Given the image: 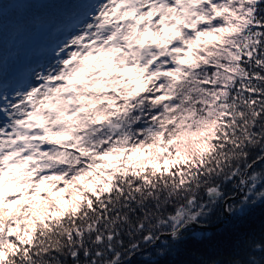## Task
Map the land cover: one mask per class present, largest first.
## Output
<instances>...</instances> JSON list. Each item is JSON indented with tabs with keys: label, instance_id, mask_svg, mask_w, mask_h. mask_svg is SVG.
<instances>
[{
	"label": "snow or ice",
	"instance_id": "1",
	"mask_svg": "<svg viewBox=\"0 0 264 264\" xmlns=\"http://www.w3.org/2000/svg\"><path fill=\"white\" fill-rule=\"evenodd\" d=\"M62 2L47 69L0 76V264H124L264 205V0ZM219 260L264 264V228Z\"/></svg>",
	"mask_w": 264,
	"mask_h": 264
},
{
	"label": "trees",
	"instance_id": "2",
	"mask_svg": "<svg viewBox=\"0 0 264 264\" xmlns=\"http://www.w3.org/2000/svg\"><path fill=\"white\" fill-rule=\"evenodd\" d=\"M222 209L217 205L215 211L206 223L212 224ZM246 219L239 220L236 214L232 215L230 222L215 230H199L190 228L185 230L183 238L176 244L169 245L163 254L156 249L163 247L159 242L138 252L124 264H209L210 261L231 251L233 239L243 224L255 229L257 233L264 228V205H256L246 209ZM217 264H224L223 260Z\"/></svg>",
	"mask_w": 264,
	"mask_h": 264
},
{
	"label": "rangeland",
	"instance_id": "3",
	"mask_svg": "<svg viewBox=\"0 0 264 264\" xmlns=\"http://www.w3.org/2000/svg\"><path fill=\"white\" fill-rule=\"evenodd\" d=\"M0 3H3V12L8 11L7 14L18 15L20 10H22L24 12V16L31 18L35 15H40V10L49 12L50 15L56 14L57 17H61L67 7V3L62 2V0H0ZM14 11L15 14H13ZM21 20H23V16H21ZM13 57H9L7 62H5V64H9L11 70L17 67L15 66V63L19 59V56L16 55L17 60H13L12 62ZM18 66L23 67V65Z\"/></svg>",
	"mask_w": 264,
	"mask_h": 264
},
{
	"label": "bare ground",
	"instance_id": "4",
	"mask_svg": "<svg viewBox=\"0 0 264 264\" xmlns=\"http://www.w3.org/2000/svg\"><path fill=\"white\" fill-rule=\"evenodd\" d=\"M14 24H16V23L3 24V28H2V30H0V72H2L4 70L3 66H4L5 62H7V59L9 57L14 56L12 59V62H13V60H17L16 55H18L20 58V53H21L22 48L31 43L30 40H28L22 36H18V37H14L13 35L7 36V32H9L12 29L11 26ZM27 31H28V28L23 25V30L21 31V33L25 34ZM8 46H9V50H7ZM2 56H3V58H2ZM18 60H17V62H18ZM18 65L19 64L15 65V66H17L15 69H12V70L7 69V71L10 72L12 75L21 74V71L24 68L19 67Z\"/></svg>",
	"mask_w": 264,
	"mask_h": 264
},
{
	"label": "water",
	"instance_id": "5",
	"mask_svg": "<svg viewBox=\"0 0 264 264\" xmlns=\"http://www.w3.org/2000/svg\"><path fill=\"white\" fill-rule=\"evenodd\" d=\"M231 218H232V215L225 214L222 220H218L212 224L206 223V226H204V227H201L199 224H192V225H189L185 230L190 229V228H196L199 230H215V229L223 226L225 223L229 222L231 220Z\"/></svg>",
	"mask_w": 264,
	"mask_h": 264
}]
</instances>
